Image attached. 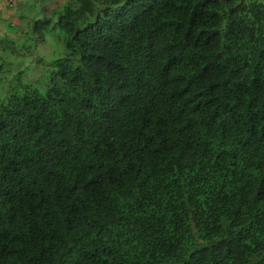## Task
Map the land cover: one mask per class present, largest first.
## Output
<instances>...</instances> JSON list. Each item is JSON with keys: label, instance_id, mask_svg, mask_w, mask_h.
<instances>
[{"label": "trees", "instance_id": "16d2710c", "mask_svg": "<svg viewBox=\"0 0 264 264\" xmlns=\"http://www.w3.org/2000/svg\"><path fill=\"white\" fill-rule=\"evenodd\" d=\"M50 3L64 53L0 96V264H264V0Z\"/></svg>", "mask_w": 264, "mask_h": 264}, {"label": "rangeland", "instance_id": "374dc122", "mask_svg": "<svg viewBox=\"0 0 264 264\" xmlns=\"http://www.w3.org/2000/svg\"><path fill=\"white\" fill-rule=\"evenodd\" d=\"M0 5V16L5 19L13 16V22L17 17L24 23L23 30H18V26H9L0 19L1 96L9 85L21 81L33 84L64 53V47L60 29L52 28L44 20L50 15L47 12L50 0H0Z\"/></svg>", "mask_w": 264, "mask_h": 264}, {"label": "crops", "instance_id": "0c3cea01", "mask_svg": "<svg viewBox=\"0 0 264 264\" xmlns=\"http://www.w3.org/2000/svg\"><path fill=\"white\" fill-rule=\"evenodd\" d=\"M2 5V4H1ZM1 5H0V7H1ZM2 17V16H1ZM7 19V18H6Z\"/></svg>", "mask_w": 264, "mask_h": 264}]
</instances>
